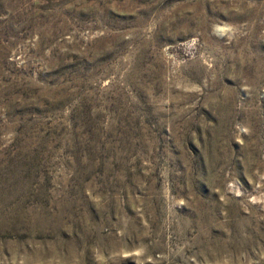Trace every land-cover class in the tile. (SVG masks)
<instances>
[{"label": "rangeland", "instance_id": "374dc122", "mask_svg": "<svg viewBox=\"0 0 264 264\" xmlns=\"http://www.w3.org/2000/svg\"><path fill=\"white\" fill-rule=\"evenodd\" d=\"M0 264H264V0H0Z\"/></svg>", "mask_w": 264, "mask_h": 264}]
</instances>
